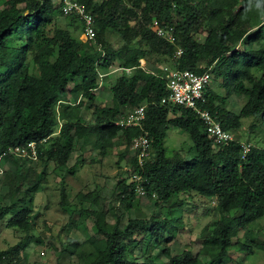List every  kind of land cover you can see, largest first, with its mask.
Masks as SVG:
<instances>
[{"label":"trees","instance_id":"1","mask_svg":"<svg viewBox=\"0 0 264 264\" xmlns=\"http://www.w3.org/2000/svg\"><path fill=\"white\" fill-rule=\"evenodd\" d=\"M54 1L5 0L0 9V155L8 148L34 143L38 161L45 156L56 165H63L71 153L73 137H93L99 154L104 155L105 148L117 135L122 144L130 147L131 140L144 132L149 141L148 156L139 166L132 155L114 188L118 203L128 209L137 197L135 184L126 183L132 175L141 177L140 186L146 199L167 201L184 193L215 199L214 210L219 220L208 238L202 241V251L211 263H219L226 257L230 239L264 216V148L251 147L241 158L239 142L232 136L243 118L264 121V49H250L251 45L264 41V0H209L210 8L205 13L215 23L209 25L202 43L191 36L192 26L200 13L193 11L190 5L182 4L181 0H160L157 11L152 13L153 0H134L133 7L138 9L143 20L149 19L150 13L157 16L170 5L182 4L185 14L170 27L175 43L182 51L178 58L173 57V47L155 37L144 24L131 27L130 20L136 13L124 4L125 0H77L93 17L96 30L93 43L77 42L68 32L58 28L48 36L52 20L62 16ZM238 1L241 4L234 14L231 11ZM240 16L246 18L239 23L243 27L238 26ZM68 19L69 27L74 24L80 29L74 18ZM246 21H252L249 27L255 28L247 38L245 35L250 28L245 26ZM107 29L122 41L119 48H103L102 38ZM136 37L149 53L163 57L169 69L198 74L209 70L203 108L224 132L231 134L232 142L216 143L207 139L202 123L191 111L159 105L166 95L165 81L159 78L162 72L160 69L156 73L145 72L140 68L139 61L145 62L147 53L130 46ZM15 39L21 41L19 47L11 45ZM242 39L248 47L246 50L229 48ZM115 62L119 68L131 73L117 78L109 89L110 105L93 109L92 124L83 125L79 107L83 100L88 103L94 100L97 70ZM72 82H76L72 92L79 101L60 109L58 117L62 124L57 138L52 140L53 109L56 104L66 103L64 94ZM212 82L225 91L224 97L212 92ZM232 95L245 98L237 115L223 106L225 99ZM143 103L146 107L142 132L138 128L120 129L114 125L125 113ZM170 113L177 116L168 118ZM168 128H175L189 138L188 153L192 156L188 160L165 155L163 139ZM45 139L49 140L50 147L42 151L39 142ZM28 185L32 191L33 183ZM17 203L22 205L23 201ZM28 211L23 205L19 209L14 204L1 207L0 220L10 216L8 226L27 232L30 228L26 217ZM232 212L238 215L232 216ZM86 215L93 216L91 212ZM94 216L96 232L102 238L94 252H90L91 264H130L122 241L132 231V225L127 224L121 232L113 227L108 233L104 230L103 213ZM156 224L161 238L163 227L159 222ZM69 245L73 249L78 246L73 241H69ZM251 247L264 252V242L251 239L249 245L239 244L238 250L250 253ZM67 254L89 257V253L79 250ZM10 258V253L0 252V264H6L4 261ZM169 264H200V261L188 251H182L171 257Z\"/></svg>","mask_w":264,"mask_h":264},{"label":"rangeland","instance_id":"2","mask_svg":"<svg viewBox=\"0 0 264 264\" xmlns=\"http://www.w3.org/2000/svg\"><path fill=\"white\" fill-rule=\"evenodd\" d=\"M4 1L0 0V9ZM54 2L56 4L57 0ZM181 2L190 5L193 11L200 13V17L192 26L191 36L198 43H202L209 25L215 23V20L210 19L205 13L210 8L209 0H181ZM159 3L160 0H153L152 13L157 11ZM124 4L131 6L136 13V16L130 20L132 28L144 24L151 31L150 27L155 24L173 37L174 43L171 45L173 50L179 48L170 27L185 14L181 8L182 4L178 6L174 4V7L170 5L162 9L157 16L150 13V18L144 20L140 19L138 9L133 7L134 0H125ZM240 4L238 1L231 12L235 14ZM245 19L240 16L238 26L243 27L239 23ZM68 20L63 16H56L48 27L47 35L51 36L53 30L58 28L68 32L75 41L87 43L80 38L78 26L73 24L69 27L66 24ZM168 23H171V26H168ZM251 25L252 21L245 22L246 27L250 28ZM254 30L255 28H250L245 38ZM158 39L167 43L164 39ZM244 39L229 45V48L246 50L248 47L243 44ZM102 40L104 49L115 50L122 44L120 38L111 29L105 31ZM21 44V41L16 39L11 43L16 47ZM143 44L136 37L130 46L146 50L143 67L145 66L148 72L156 73L160 67L167 65L163 57L149 53ZM260 48L264 49V41L250 46L251 50ZM117 65L115 62L110 67L97 70V74L100 73L103 76L100 78L101 81H98L96 76L97 87L100 83L99 90L93 91L95 98L91 103L83 100L79 107V119L83 125L92 124L93 109L107 108L110 105L109 89L115 84L117 78L122 75L129 76L131 73V71L117 70ZM75 84L76 82H72L66 87V103L56 104L53 109L55 126L50 137L52 140L57 138L62 124L58 117L60 109L64 105H76L79 101L72 92ZM210 87L213 93L224 97L225 91L218 83L212 82ZM244 104V97L232 95L225 99L223 106L228 112L237 115ZM176 116L174 113L168 114V118ZM232 136L239 143L248 144L250 148L262 149L264 148V121L251 117L243 118L240 120L239 129L232 133ZM48 147H50L49 140L45 139L40 148L43 151ZM190 147L191 142L185 133L175 128L166 129L163 148L167 157L188 160L192 156L188 153ZM131 157L132 151L121 143L118 135L110 141V146L105 148L104 155L99 154L93 137L86 139L73 137L71 153L63 165H56L45 156L39 161L37 156L35 161L14 156L1 157L0 208L14 204L19 209L23 205V208L29 210L26 217L30 224L29 230L22 232L8 226L10 216L0 220V252L10 253L11 257L4 263L91 264L90 254L94 252L102 238L96 232L94 214L103 213L104 230L108 233L113 227L121 232L127 224L132 225V231L122 241L127 252L126 260L130 264H169V259L180 255L182 251H188L192 257L200 261V264H264V252L253 247L250 248V253L238 250L239 244L249 245L250 239L254 242H264V216L249 224L247 229L239 230L236 236L230 239L231 245L226 250V257L219 263L216 261L211 263L203 254L202 241L208 238L219 220V215L214 210L215 199L201 198L194 193H184L167 201L135 197L128 209L124 208V204L120 205L114 188ZM18 178L22 180L21 183ZM29 182L33 183L32 191L28 189ZM14 188H18L17 191H14ZM19 200L23 201L22 205L17 203ZM90 212L93 216L86 215ZM230 214L238 215L235 212ZM162 221L166 223L163 224ZM158 222L163 227L161 238L156 229ZM134 225L136 227H133ZM246 235L247 239H245ZM69 241L76 242L77 248H71ZM73 250L89 253V257L78 258L75 254H67L68 251Z\"/></svg>","mask_w":264,"mask_h":264},{"label":"built area","instance_id":"3","mask_svg":"<svg viewBox=\"0 0 264 264\" xmlns=\"http://www.w3.org/2000/svg\"><path fill=\"white\" fill-rule=\"evenodd\" d=\"M59 12L63 17L74 18L80 26L79 36L84 42H94L95 28L92 15L85 9V7L77 2V0H57ZM155 37L164 39L168 44L173 45V37L163 28L155 24L150 27ZM99 50V49H98ZM182 51L180 48L173 50V57L178 58ZM140 65V64H139ZM142 65V64H141ZM162 76L160 79L165 81L166 95L160 99V106H173L187 109L194 113L200 120L204 128V134L207 139L216 143L232 142L233 138L229 132H224L217 122L214 121L210 113L203 108L205 104L204 92L209 85V70L206 69L202 73H195L188 70H172L168 67H160ZM126 71V70H125ZM102 75L97 74L98 81ZM146 104L143 103L138 107L133 108L120 117L114 125L120 129L138 128L142 132V122L144 119V111ZM45 140L39 142L44 143ZM130 150L135 156L137 164L140 166L142 161L147 158L149 152V141L146 134L142 132L130 142ZM241 158L249 151L250 146L245 143H239ZM3 156H14L19 159H27L35 161L37 152L34 143H28L24 147L15 146L8 148ZM142 182L141 177L132 175L129 177L127 183L135 184V193L138 198L144 197V192L140 186Z\"/></svg>","mask_w":264,"mask_h":264},{"label":"crops","instance_id":"4","mask_svg":"<svg viewBox=\"0 0 264 264\" xmlns=\"http://www.w3.org/2000/svg\"><path fill=\"white\" fill-rule=\"evenodd\" d=\"M139 64H140L139 66H140V68H141L142 70H144L145 72H148L147 69L145 68V66L143 67V64H144L143 61L140 60V61H139ZM141 64H142V65H141ZM117 70H121V71H123V72L125 71V70H122L121 68H119L118 65H117ZM126 71H128V70H126ZM98 74H100V73H98ZM100 75H101V74H100ZM102 77H103V76H102ZM100 81H101V80H100ZM99 87H100V83H98V87L94 90V92H96L97 90H99ZM93 94H94V98H95V93H93ZM74 95H75V94H74ZM64 96H66V95L64 94ZM65 99H66V97H65Z\"/></svg>","mask_w":264,"mask_h":264}]
</instances>
